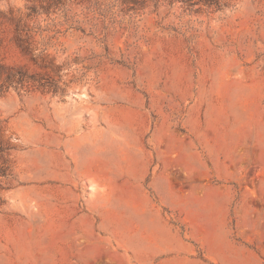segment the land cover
Masks as SVG:
<instances>
[{
	"label": "rangeland",
	"instance_id": "1",
	"mask_svg": "<svg viewBox=\"0 0 264 264\" xmlns=\"http://www.w3.org/2000/svg\"><path fill=\"white\" fill-rule=\"evenodd\" d=\"M0 264H264V0H0Z\"/></svg>",
	"mask_w": 264,
	"mask_h": 264
},
{
	"label": "trees",
	"instance_id": "2",
	"mask_svg": "<svg viewBox=\"0 0 264 264\" xmlns=\"http://www.w3.org/2000/svg\"><path fill=\"white\" fill-rule=\"evenodd\" d=\"M183 2H185L186 4H189L190 6H193L199 2H201L202 0H182Z\"/></svg>",
	"mask_w": 264,
	"mask_h": 264
}]
</instances>
